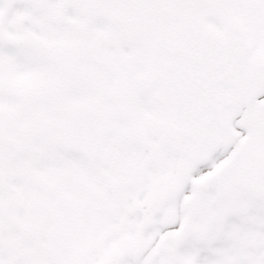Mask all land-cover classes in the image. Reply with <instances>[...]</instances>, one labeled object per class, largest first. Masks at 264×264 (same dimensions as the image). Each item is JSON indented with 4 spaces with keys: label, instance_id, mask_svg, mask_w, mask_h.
<instances>
[{
    "label": "snow or ice",
    "instance_id": "6c2138e0",
    "mask_svg": "<svg viewBox=\"0 0 264 264\" xmlns=\"http://www.w3.org/2000/svg\"><path fill=\"white\" fill-rule=\"evenodd\" d=\"M0 264H264V0H0Z\"/></svg>",
    "mask_w": 264,
    "mask_h": 264
}]
</instances>
